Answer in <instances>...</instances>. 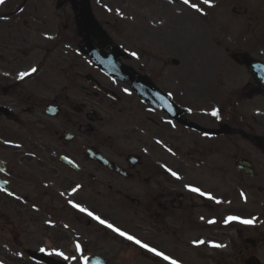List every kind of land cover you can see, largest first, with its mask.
<instances>
[{
	"label": "flooded vegetation",
	"instance_id": "1",
	"mask_svg": "<svg viewBox=\"0 0 264 264\" xmlns=\"http://www.w3.org/2000/svg\"><path fill=\"white\" fill-rule=\"evenodd\" d=\"M179 3L0 5V188L7 189L0 191V264H46L29 252L67 255L77 243L88 257L108 259L116 238L140 254V264H167L119 240L69 199L112 225L130 219L137 229L125 223L124 232L179 264L264 263V90L157 86L151 74L159 69L143 65V30L156 28L171 43V34L157 30L174 26ZM115 62L129 70L126 79L112 71ZM32 67L35 73L17 79ZM139 75L157 88L137 91ZM213 109L220 119L209 115ZM229 216L254 223H225Z\"/></svg>",
	"mask_w": 264,
	"mask_h": 264
},
{
	"label": "rangeland",
	"instance_id": "2",
	"mask_svg": "<svg viewBox=\"0 0 264 264\" xmlns=\"http://www.w3.org/2000/svg\"><path fill=\"white\" fill-rule=\"evenodd\" d=\"M213 4V7L201 4L206 15L179 4L174 26L157 30L160 34H171V43L159 39L154 33L156 28L143 30L146 36L143 65L149 70L157 66L158 76L151 74L157 86L236 89L255 82L247 68L233 60L232 52L245 51L264 60V0H213ZM173 58L180 63L175 65ZM121 223L137 229L130 219ZM113 244L121 248L123 255L134 256L125 245ZM67 255H75V263H80L81 254ZM122 261L118 264H126L127 260Z\"/></svg>",
	"mask_w": 264,
	"mask_h": 264
},
{
	"label": "snow or ice",
	"instance_id": "3",
	"mask_svg": "<svg viewBox=\"0 0 264 264\" xmlns=\"http://www.w3.org/2000/svg\"><path fill=\"white\" fill-rule=\"evenodd\" d=\"M5 2H6V0H0V5L5 4ZM171 2H173V0H169V3H171ZM180 2L183 5H186L190 9L194 10L196 13H199L200 15H206L207 14L204 11V9L201 7V4L206 5L208 7L214 6L213 0H199V3H194V2H192V0H180ZM117 14L118 15L120 14L118 9H117ZM131 55L135 56L136 53L133 52V53H131ZM36 71H37V69L35 67H32L29 71L20 72L17 79L23 80L25 77L31 76ZM125 91H127V89H125ZM168 107H169V110H171V106L169 105ZM209 115H211L212 117H215L216 119H220V110L219 109H213L209 113ZM205 135H207V133H205ZM5 143H8V142L6 141ZM157 143H160V141H157ZM17 147H19V145H17ZM168 151H171V149L169 148ZM65 159L67 160V157H65ZM68 163H72V161L68 160ZM164 167H165V170L172 177H174L176 180L182 179V177L177 172L173 171L170 168H167L166 166H164ZM0 170H2V169H0ZM4 183L7 184L8 182L4 181ZM80 187H81L80 185L73 187L71 189V191L67 193V195L68 196L75 195ZM185 188L193 194H196V195L201 196V197H206L209 200H215V197H213L211 195V193H206L203 190H201L199 187H195L192 185H185ZM0 191H7V189L0 188ZM8 194L12 195L11 192H9ZM61 195L63 196V195H65V193H61ZM220 202L221 201L216 200V203H220ZM68 204H70L73 208L77 209L79 212L86 214L88 217H91V219L96 220L99 224L105 226L108 229H111V231L116 233L118 236H121L124 239L131 241L132 243L138 245L140 248L145 249L147 252L151 253L154 257H158L160 261H165V262H167V264H179V261L172 258L170 255H168L162 251H159L158 249L151 247L147 243H143L142 241H140L136 237L129 235L128 233L122 231L121 229H119L117 227H114L111 223H108L107 221L101 219L99 216L94 215L93 212L89 211L87 208L83 207L81 204L75 203L71 199L68 200ZM201 219H203V217ZM229 221H238L239 223H242L245 225H251L254 223V221L252 219H242V218L236 217V216H229L225 219V223H228ZM208 223L214 224L215 221L209 220ZM65 227H67V225ZM193 243L196 245L207 244L209 247H213V248L224 247V245L217 244V243L212 242V241L197 240V241H193ZM75 249H76V252L81 254L79 257L80 264H89V258L83 254L85 249H83L79 243H77L75 245ZM38 251L42 256L56 257V258H59V260H61V261H69V260L76 261L77 260V257L75 255L69 256V255H66L63 251H60L57 249L49 250V249L41 247L38 249Z\"/></svg>",
	"mask_w": 264,
	"mask_h": 264
},
{
	"label": "water",
	"instance_id": "4",
	"mask_svg": "<svg viewBox=\"0 0 264 264\" xmlns=\"http://www.w3.org/2000/svg\"><path fill=\"white\" fill-rule=\"evenodd\" d=\"M235 58L242 63H247L248 66L257 74L260 82L264 86V64H261L255 59L249 58L245 54H236Z\"/></svg>",
	"mask_w": 264,
	"mask_h": 264
}]
</instances>
